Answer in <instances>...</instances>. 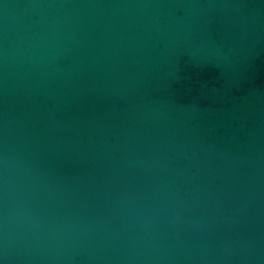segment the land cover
<instances>
[{
    "label": "water",
    "instance_id": "95a60500",
    "mask_svg": "<svg viewBox=\"0 0 264 264\" xmlns=\"http://www.w3.org/2000/svg\"><path fill=\"white\" fill-rule=\"evenodd\" d=\"M0 264H264V0H0Z\"/></svg>",
    "mask_w": 264,
    "mask_h": 264
}]
</instances>
